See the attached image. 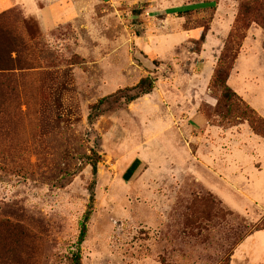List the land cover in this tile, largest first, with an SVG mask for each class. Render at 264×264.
I'll return each instance as SVG.
<instances>
[{"label":"rangeland","instance_id":"1","mask_svg":"<svg viewBox=\"0 0 264 264\" xmlns=\"http://www.w3.org/2000/svg\"><path fill=\"white\" fill-rule=\"evenodd\" d=\"M86 1L0 20V263L69 264L93 194L81 264H264V138L211 90L237 50L227 84L264 119V0Z\"/></svg>","mask_w":264,"mask_h":264},{"label":"trees","instance_id":"2","mask_svg":"<svg viewBox=\"0 0 264 264\" xmlns=\"http://www.w3.org/2000/svg\"><path fill=\"white\" fill-rule=\"evenodd\" d=\"M245 5V9H248V6ZM4 13L0 14V20L2 19V15ZM25 24V22H23ZM264 29V22L261 24ZM28 27V24L26 25ZM30 31L24 30L21 34L18 35V39L16 43H20L21 45L24 43V37L30 36ZM206 34V29H203V31L200 34L199 43L204 42V37ZM237 58V50L233 49L230 50L229 46L225 45V48L223 52L220 55V58L218 60L217 67L214 70V75L211 80V90L213 92L217 91L219 93V96L217 98V105L216 110H220V107H224L229 112H233L234 114H237L238 119L247 120L249 122L250 127L253 131L261 134V136L264 138V119L258 116V114L255 112L253 108H251L249 105H245L243 101L237 96V94L228 86V78L230 75V70L232 69V65L234 64L235 60ZM4 69L0 68V72H3ZM153 79L150 77H144L141 78L140 81L133 87V89H138V92L127 98L128 102H131L138 97L147 94L151 91L152 85H153ZM103 99H100L96 104L93 105L92 109H98L100 104L102 103ZM98 111V110H96ZM99 114L97 113H89L87 116V119L90 124L94 123L95 119L97 118ZM257 121V124L255 122ZM91 168L92 173L96 174L97 171V162L91 161ZM93 194H91L89 203H88V209L83 214V220L81 222V228L78 234L77 238V249L75 252L72 253V256L70 258L69 264H81V255H80V248L79 245L84 241L86 236V224L90 218L91 213L93 212ZM264 229V225H260L259 227H255V231ZM0 264H9L8 260L3 259Z\"/></svg>","mask_w":264,"mask_h":264},{"label":"crops","instance_id":"3","mask_svg":"<svg viewBox=\"0 0 264 264\" xmlns=\"http://www.w3.org/2000/svg\"><path fill=\"white\" fill-rule=\"evenodd\" d=\"M82 1L86 0H0V13L18 6L27 17H33L37 20L41 30L42 25H47V23L49 30H51L59 25L73 21L80 5H82ZM210 32L211 30L206 33L201 53L199 54V57L204 59H207L213 53L214 47L209 46V39L217 40L218 37L217 35H215V38L213 35L210 36ZM185 37H188V34H185ZM205 67L206 71L208 66L205 65ZM196 81L203 82L205 78H197Z\"/></svg>","mask_w":264,"mask_h":264}]
</instances>
